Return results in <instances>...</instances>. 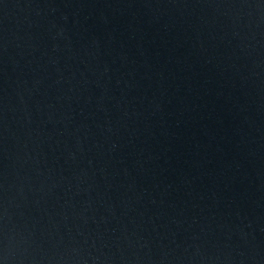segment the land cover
<instances>
[{
    "label": "water",
    "instance_id": "95a60500",
    "mask_svg": "<svg viewBox=\"0 0 264 264\" xmlns=\"http://www.w3.org/2000/svg\"><path fill=\"white\" fill-rule=\"evenodd\" d=\"M0 264H264V0H0Z\"/></svg>",
    "mask_w": 264,
    "mask_h": 264
}]
</instances>
